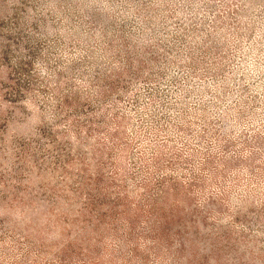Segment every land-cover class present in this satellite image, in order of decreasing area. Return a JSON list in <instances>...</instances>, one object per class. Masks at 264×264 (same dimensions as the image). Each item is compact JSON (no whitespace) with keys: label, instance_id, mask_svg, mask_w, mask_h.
Returning <instances> with one entry per match:
<instances>
[{"label":"rangeland","instance_id":"obj_1","mask_svg":"<svg viewBox=\"0 0 264 264\" xmlns=\"http://www.w3.org/2000/svg\"><path fill=\"white\" fill-rule=\"evenodd\" d=\"M0 264H264V0H0Z\"/></svg>","mask_w":264,"mask_h":264}]
</instances>
